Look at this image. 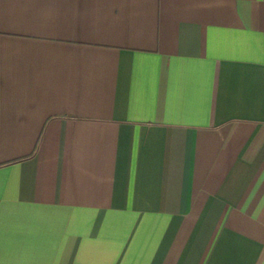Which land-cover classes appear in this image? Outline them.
I'll return each mask as SVG.
<instances>
[{
  "label": "crops",
  "instance_id": "0c3cea01",
  "mask_svg": "<svg viewBox=\"0 0 264 264\" xmlns=\"http://www.w3.org/2000/svg\"><path fill=\"white\" fill-rule=\"evenodd\" d=\"M0 264H264V0H0Z\"/></svg>",
  "mask_w": 264,
  "mask_h": 264
}]
</instances>
